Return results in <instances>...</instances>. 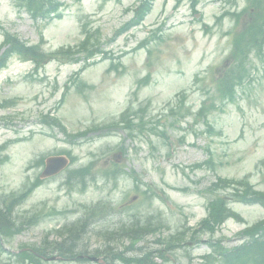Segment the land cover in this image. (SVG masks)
<instances>
[{
	"label": "rangeland",
	"instance_id": "1",
	"mask_svg": "<svg viewBox=\"0 0 264 264\" xmlns=\"http://www.w3.org/2000/svg\"><path fill=\"white\" fill-rule=\"evenodd\" d=\"M59 2L65 6L61 20L33 24L12 1L0 0V26L28 44L41 42L42 49L48 52L77 44L83 37L82 27L87 24L100 30L102 49L110 59L89 66L80 79L90 88L78 93L70 87L61 103L65 84L82 63L50 62L32 73L33 81L27 78L32 65L15 58L0 72V103L14 100V105L0 111V145L9 143L0 154V157L8 156V162L0 166V195L16 192L38 176L40 168L29 167L38 157L61 151L75 158L69 169L91 163L92 171L111 167L115 155L121 151L119 166L125 175L113 182L97 174L83 193H69L62 187L65 172L44 182L26 201L15 206L16 224L22 226L25 218L38 212L43 215L56 210L63 214L40 216L37 224L25 225L19 234L2 240L0 264H18L13 255L20 248L38 246L44 237L55 240L54 232L78 221L84 213L83 206H93L99 201L107 203L106 212L90 225L80 242L81 250L109 249V253L124 254L127 258L137 255L141 258L149 253L154 264H201L204 262L201 258L210 252L209 241H219L216 244L221 248L239 244L237 234L244 225L233 220L225 222L213 235H196L194 241L189 231L184 246L174 251H166L157 242L197 226L207 213L210 194L206 189L219 177L248 176L255 188L264 192V163H261L264 161V61L251 56L249 77L238 88L236 100L233 103L216 100L217 108L194 122L207 93L214 94L215 80L231 51L232 34L227 32L233 28L232 20L218 18L224 9L241 10L246 0H199L197 15L190 10V0H155L143 23L112 43L108 42L114 32L131 18L130 9L136 0ZM243 25L241 22L238 30ZM143 41L148 44L138 49ZM111 63L118 67L107 72ZM145 76H149L148 81L137 88L138 81ZM128 105L134 106L131 108L134 111L143 109L138 113L146 116L157 133L150 134L152 129L147 123H144L145 131L142 126L139 129L142 133L138 129L133 133L134 138L119 126L104 136V130H90L92 126L117 120ZM174 106L172 115L170 110ZM45 115L57 118L67 133H85V137L68 145L57 128L42 123ZM207 123L212 126L210 131ZM208 159L211 160L208 165L194 167ZM130 172L140 180L139 190L135 189ZM148 188L155 196L145 199L138 192ZM229 206L246 224L264 216L263 209L256 205L229 203ZM139 219L142 223L150 221L159 229L133 247L118 234L104 238L106 232ZM107 261L123 264L111 258Z\"/></svg>",
	"mask_w": 264,
	"mask_h": 264
},
{
	"label": "trees",
	"instance_id": "2",
	"mask_svg": "<svg viewBox=\"0 0 264 264\" xmlns=\"http://www.w3.org/2000/svg\"><path fill=\"white\" fill-rule=\"evenodd\" d=\"M18 6L25 7L33 20H51L52 17L61 18L59 8L61 4L57 0H15ZM153 0H140L138 10L135 11L134 19L126 25H138L149 12L151 2ZM250 6L253 11L247 12V22L243 29L235 37L234 40V56L235 64L226 71L221 80L217 91L221 99L232 100L234 97V87L239 84L244 76L245 61L248 56L253 53L256 57L262 56L264 47V0H252ZM238 19V17H237ZM2 47L4 52L0 55V68L5 66L6 60L11 55H17L21 60H33L38 63L45 58V55L39 51L38 46H27L19 41L14 35L4 34ZM100 53L98 38L90 30H84V40L75 48H66L57 52L55 55L61 57H73L78 54L85 55L89 58ZM221 184V186H219ZM217 186L222 189L232 190L231 197L233 200L243 203H264V194L252 191L248 182L243 180L236 182L235 180H220ZM23 197V196H22ZM21 197V198H22ZM19 200V198H18ZM17 200V201H18ZM9 202H4V209L0 210V234L4 236L12 235L18 230L14 228L12 223ZM226 202L222 198H216L209 204L208 217L202 221L200 227L210 233L214 228L220 225L228 217L238 219V216L230 212L226 207ZM12 219V220H11ZM82 224V223H81ZM84 223L79 230L73 227L68 228L65 232V238L61 242H54L53 245H44L43 248L36 250L38 255H46L54 251L62 254L64 247L70 254H74L75 245L79 241V236L84 232ZM13 227V230H11ZM242 237H246V242L232 249L217 248L214 252L218 257V262L222 264H264V221L253 225L241 233ZM131 242H136L139 238L135 234L128 237ZM169 246V243L167 244ZM168 248V247H167ZM214 255L206 257L207 264H213L216 260ZM210 259V260H209ZM125 260L128 264L137 260ZM140 262V261H139Z\"/></svg>",
	"mask_w": 264,
	"mask_h": 264
},
{
	"label": "water",
	"instance_id": "3",
	"mask_svg": "<svg viewBox=\"0 0 264 264\" xmlns=\"http://www.w3.org/2000/svg\"><path fill=\"white\" fill-rule=\"evenodd\" d=\"M48 168L45 172L46 175L56 173L60 168L65 165V161L62 159H51L48 161Z\"/></svg>",
	"mask_w": 264,
	"mask_h": 264
}]
</instances>
